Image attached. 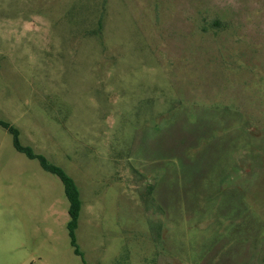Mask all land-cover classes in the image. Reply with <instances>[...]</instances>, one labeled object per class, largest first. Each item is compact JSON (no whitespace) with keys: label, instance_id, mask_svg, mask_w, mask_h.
<instances>
[{"label":"rangeland","instance_id":"1","mask_svg":"<svg viewBox=\"0 0 264 264\" xmlns=\"http://www.w3.org/2000/svg\"><path fill=\"white\" fill-rule=\"evenodd\" d=\"M0 264H264V0H0Z\"/></svg>","mask_w":264,"mask_h":264},{"label":"trees","instance_id":"2","mask_svg":"<svg viewBox=\"0 0 264 264\" xmlns=\"http://www.w3.org/2000/svg\"><path fill=\"white\" fill-rule=\"evenodd\" d=\"M0 127L6 130L12 136L13 146L18 153L25 155L30 160L38 161L40 167L45 172L58 177L62 182L64 186L65 196L69 203V220L67 222V230L70 238V243L73 247L75 255L82 257V253L77 242L76 230L79 225L83 202L81 200L80 190L76 182L65 172L64 169L51 163L44 155L37 153L31 146L24 145L20 139L21 132L17 127L7 121L2 120L1 118Z\"/></svg>","mask_w":264,"mask_h":264}]
</instances>
